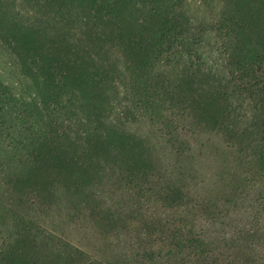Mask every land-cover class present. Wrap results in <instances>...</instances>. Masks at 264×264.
I'll return each mask as SVG.
<instances>
[{"label": "rangeland", "instance_id": "374dc122", "mask_svg": "<svg viewBox=\"0 0 264 264\" xmlns=\"http://www.w3.org/2000/svg\"><path fill=\"white\" fill-rule=\"evenodd\" d=\"M263 47L264 0H0V264H264Z\"/></svg>", "mask_w": 264, "mask_h": 264}, {"label": "trees", "instance_id": "16d2710c", "mask_svg": "<svg viewBox=\"0 0 264 264\" xmlns=\"http://www.w3.org/2000/svg\"><path fill=\"white\" fill-rule=\"evenodd\" d=\"M238 51L239 52H245V51H241V49L239 50L238 49ZM254 51V52H253ZM264 47H263V50H262V52H258L257 50L255 51V50H252V51H248V52H245L246 54H248V53H252V54H254V56H253V58H254V62L251 64V69L253 68V66L255 65V67L256 66H261V65H264ZM245 54V55H246ZM245 55L243 56L244 58H245ZM248 56V55H247ZM257 68V67H256ZM243 69H249L248 67H244ZM259 85H260V83H259ZM262 89H264V85H262ZM264 150H262V151H260L263 155H264V152H263ZM261 154V157L263 156ZM263 158V157H262Z\"/></svg>", "mask_w": 264, "mask_h": 264}]
</instances>
